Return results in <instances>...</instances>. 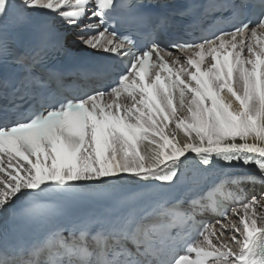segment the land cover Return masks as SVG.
<instances>
[{
    "label": "snow or ice",
    "instance_id": "snow-or-ice-1",
    "mask_svg": "<svg viewBox=\"0 0 264 264\" xmlns=\"http://www.w3.org/2000/svg\"><path fill=\"white\" fill-rule=\"evenodd\" d=\"M159 6L0 0V264H264V199H236L230 216L206 202L226 184H264V0L255 21L249 0L204 10L210 18L227 8L230 18L217 23L232 30L141 45L147 22L173 18L153 17ZM165 7L176 16L191 10ZM53 20L78 28L80 43L105 61L125 63L107 90L60 96L48 88L64 75L44 61L71 56L60 38L50 43ZM21 34L32 44L23 53ZM97 79L104 84L103 74ZM188 159L258 175L168 196ZM85 204L94 207L67 227L69 212ZM210 208L222 219H198ZM17 229L27 239L12 244Z\"/></svg>",
    "mask_w": 264,
    "mask_h": 264
},
{
    "label": "bare ground",
    "instance_id": "bare-ground-1",
    "mask_svg": "<svg viewBox=\"0 0 264 264\" xmlns=\"http://www.w3.org/2000/svg\"><path fill=\"white\" fill-rule=\"evenodd\" d=\"M80 47L81 48H86L85 46H83V45H80ZM145 143H147V142H145ZM190 156H191V154H189ZM239 171H237L236 173H238ZM240 174H250V175H252V176H257L258 174H257V172L252 168V169H250V170H244V171H242V172H240ZM224 176V175H223ZM256 184H260V185H264V184H261V182L259 181V179H257L256 181ZM230 185V184H229ZM232 185V184H231ZM245 188V187H244ZM253 192H255V189H253ZM260 198H262V199H264V193L262 194V196L260 197ZM231 215V213L229 214V216ZM224 223H227V221L226 220H224L223 221ZM227 232V231H226ZM226 234V233H225ZM227 235V234H226Z\"/></svg>",
    "mask_w": 264,
    "mask_h": 264
},
{
    "label": "rangeland",
    "instance_id": "rangeland-1",
    "mask_svg": "<svg viewBox=\"0 0 264 264\" xmlns=\"http://www.w3.org/2000/svg\"><path fill=\"white\" fill-rule=\"evenodd\" d=\"M261 196H262V194H261ZM261 196H259V197H261ZM226 234H227V232H226Z\"/></svg>",
    "mask_w": 264,
    "mask_h": 264
}]
</instances>
